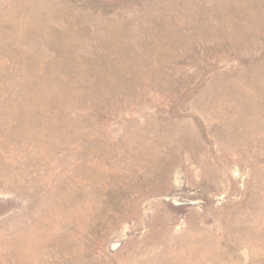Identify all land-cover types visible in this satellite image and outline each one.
Masks as SVG:
<instances>
[{
  "label": "rangeland",
  "instance_id": "obj_1",
  "mask_svg": "<svg viewBox=\"0 0 264 264\" xmlns=\"http://www.w3.org/2000/svg\"><path fill=\"white\" fill-rule=\"evenodd\" d=\"M0 264H264V0H0Z\"/></svg>",
  "mask_w": 264,
  "mask_h": 264
}]
</instances>
